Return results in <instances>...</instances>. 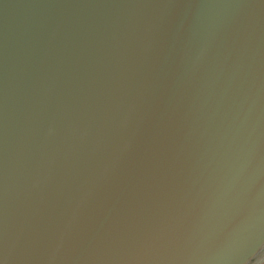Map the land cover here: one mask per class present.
I'll return each instance as SVG.
<instances>
[{
	"label": "water",
	"instance_id": "1",
	"mask_svg": "<svg viewBox=\"0 0 264 264\" xmlns=\"http://www.w3.org/2000/svg\"><path fill=\"white\" fill-rule=\"evenodd\" d=\"M0 264H264V0H0Z\"/></svg>",
	"mask_w": 264,
	"mask_h": 264
}]
</instances>
